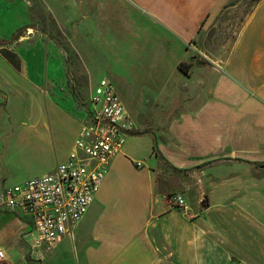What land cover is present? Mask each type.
Instances as JSON below:
<instances>
[{
    "label": "crops",
    "instance_id": "1",
    "mask_svg": "<svg viewBox=\"0 0 264 264\" xmlns=\"http://www.w3.org/2000/svg\"><path fill=\"white\" fill-rule=\"evenodd\" d=\"M132 1L142 8L144 3L153 16L149 28L137 31L142 64L155 62L153 73L146 72L149 80L142 82V98L123 99L109 67L110 45L103 39L99 78L77 107L55 85L65 75L44 44L32 46L23 35L15 44H4L15 33L12 13L17 3L28 7L31 2L0 0V142L24 144L23 150H29L22 157L26 163L44 151L55 159L52 169L20 181L0 173V194L69 158L82 125L96 109L92 98L102 78L114 84L136 124L122 151L109 158L88 213L52 249L38 245L31 216L0 206V216L12 219L0 228V247L6 254L0 264H47L66 242L77 264H264V0L245 16L228 56L212 62L191 59L187 45L239 0ZM162 31L184 45L178 60H170L168 52L175 53V46L161 37ZM128 35L121 29L116 37L130 40ZM161 38L164 45L156 46L154 40ZM16 105L29 114L25 127L4 124ZM157 109L166 115L158 119ZM226 122L233 126L226 127ZM72 123L70 141L60 146L59 137ZM23 128L39 139L16 142ZM142 136L150 142L145 159L131 141ZM235 142L263 143L242 153ZM241 167L248 171L243 180ZM174 195L185 199L187 210L173 202Z\"/></svg>",
    "mask_w": 264,
    "mask_h": 264
},
{
    "label": "rangeland",
    "instance_id": "2",
    "mask_svg": "<svg viewBox=\"0 0 264 264\" xmlns=\"http://www.w3.org/2000/svg\"><path fill=\"white\" fill-rule=\"evenodd\" d=\"M31 5L26 7L17 3L13 14L12 29L15 33L4 44H15L19 36H28L32 41V46L44 44L47 49L48 57L54 62H58L65 75L64 81L55 83L62 92L63 99L71 101L77 107L82 105V102L90 94L91 88L95 81L99 78L96 71L100 63V57H103L99 52L100 48L105 47L103 39L110 45L109 53L112 58H109L111 72L116 76V86L123 96V99L136 101L142 98L144 86L142 82L148 78L146 73L155 66V62H144L140 57V48L137 46V31L144 27L151 26L150 14L151 10L143 3V8L137 5L132 0H29ZM152 3L159 4L161 2H171L172 0H151ZM257 0H239L236 8H229L197 39L188 43L187 50L191 53V59L197 61L212 62L217 59L223 60L230 53L234 41L239 33V28L245 21V16L250 12ZM141 3V0H139ZM9 22V19L6 17ZM32 29V30H29ZM125 30L129 34L130 40H122L117 36L119 30ZM31 31V34H28ZM114 36V37H113ZM166 37L171 45L175 46V53H170V60L179 59V50L183 48V44L176 38L175 42L172 35L162 31L161 37ZM99 40L98 42L95 40ZM152 36L150 41L152 40ZM163 38L157 39L156 46H163ZM91 41V42H90ZM95 41V42H94ZM85 47V48H84ZM94 48L91 52L89 49ZM83 53V54H82ZM167 54V53H165ZM164 54V55H165ZM87 56L85 58L84 56ZM153 55L147 58L153 59ZM146 59V58H144ZM221 64V62H220ZM144 68V72L143 69ZM198 68L196 67V69ZM98 71L103 72V68ZM149 76V77H148ZM197 81V79H195ZM47 90V86H44ZM228 85L225 86V92H231ZM3 103H6L4 101ZM10 119L4 121L5 126L21 125L29 119V114L21 113L18 105L12 108ZM160 110H154V115L158 119L163 118L166 114H162ZM233 115V114H231ZM229 116L228 119H232ZM232 121V120H231ZM25 127L26 125H21ZM233 126V123L226 122V127ZM75 125H68V129L62 132L61 138L57 142H69ZM4 130V129H3ZM8 128L6 129V132ZM16 142H27L39 139V136L34 131H29L25 128L18 131ZM0 131V138H1ZM142 137H134L131 141L137 143V148L140 151L142 159H145L150 152V142ZM42 143V142H38ZM59 143V144H60ZM263 142H235L234 147L241 150L242 153L253 152ZM24 144L17 147L12 146L8 142H0V173L10 177L11 181H20L35 175L42 174L45 171L52 169L55 165V159L50 152H39L34 162L26 163L23 158L28 149L23 150ZM264 147V146H263ZM255 148V149H254ZM29 151V150H28ZM41 153V154H40ZM263 153V151L261 152ZM238 164L235 165L237 169ZM232 170L233 166H229ZM229 170V172H231ZM238 170V169H237ZM241 179L243 180L248 172L241 167ZM226 173V172H225ZM228 174H226L227 176ZM176 195L172 197L173 202ZM244 196H241L243 198ZM12 222L9 216H0V228H3L7 223ZM47 264H77L75 252L69 242L61 245L59 249L52 252Z\"/></svg>",
    "mask_w": 264,
    "mask_h": 264
},
{
    "label": "built area",
    "instance_id": "3",
    "mask_svg": "<svg viewBox=\"0 0 264 264\" xmlns=\"http://www.w3.org/2000/svg\"><path fill=\"white\" fill-rule=\"evenodd\" d=\"M92 101L96 109L82 125L69 158L54 170L0 194V206L31 216L38 245L49 250L72 234L88 213L107 173L109 158L122 151L127 135L136 127L109 78L99 81ZM174 202L188 209L181 195L175 196ZM5 259L0 247V263Z\"/></svg>",
    "mask_w": 264,
    "mask_h": 264
},
{
    "label": "trees",
    "instance_id": "4",
    "mask_svg": "<svg viewBox=\"0 0 264 264\" xmlns=\"http://www.w3.org/2000/svg\"><path fill=\"white\" fill-rule=\"evenodd\" d=\"M261 0H257L256 3L260 2ZM181 68V67H180Z\"/></svg>",
    "mask_w": 264,
    "mask_h": 264
}]
</instances>
